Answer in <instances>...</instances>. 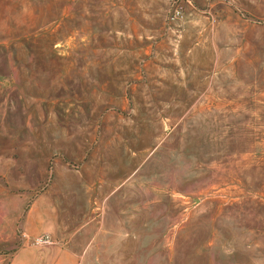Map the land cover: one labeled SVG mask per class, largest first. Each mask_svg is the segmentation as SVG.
Returning <instances> with one entry per match:
<instances>
[{"label":"rangeland","instance_id":"rangeland-1","mask_svg":"<svg viewBox=\"0 0 264 264\" xmlns=\"http://www.w3.org/2000/svg\"><path fill=\"white\" fill-rule=\"evenodd\" d=\"M0 264H264V0H0Z\"/></svg>","mask_w":264,"mask_h":264},{"label":"crops","instance_id":"crops-1","mask_svg":"<svg viewBox=\"0 0 264 264\" xmlns=\"http://www.w3.org/2000/svg\"><path fill=\"white\" fill-rule=\"evenodd\" d=\"M26 226L28 227V229L30 230V231H32V219L29 221V219L27 220V222H26Z\"/></svg>","mask_w":264,"mask_h":264},{"label":"built area","instance_id":"built-area-1","mask_svg":"<svg viewBox=\"0 0 264 264\" xmlns=\"http://www.w3.org/2000/svg\"><path fill=\"white\" fill-rule=\"evenodd\" d=\"M34 240L40 243L45 241L41 236L34 237Z\"/></svg>","mask_w":264,"mask_h":264}]
</instances>
